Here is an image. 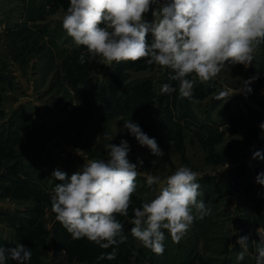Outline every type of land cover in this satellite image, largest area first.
<instances>
[{
  "label": "rangeland",
  "instance_id": "374dc122",
  "mask_svg": "<svg viewBox=\"0 0 264 264\" xmlns=\"http://www.w3.org/2000/svg\"><path fill=\"white\" fill-rule=\"evenodd\" d=\"M69 5L0 0V247L22 243L32 253L27 264H255L256 230L264 226V186L255 182L264 159L252 158L255 151L264 155V43L247 68L226 65L213 81L196 79L191 99L181 98L171 69L145 59L107 66L99 56L90 58L62 27ZM156 7L145 14L147 22ZM246 80H252L251 93L226 103L216 99L220 90H239ZM164 83L176 91L161 94ZM130 119L155 138L162 157L124 129ZM121 140L130 146L129 160L139 157L143 165L128 216L117 214L127 239L114 246L115 260H97L112 247L73 240L56 221L50 194L59 181L51 173L59 168L70 176L87 160L107 159L105 146ZM181 166L199 174L198 199L211 212L195 220L178 244L165 231V250L157 255L131 235L129 221L144 194L155 195L145 177L163 179ZM244 235L249 250L237 261L236 241ZM6 264L17 262L9 257Z\"/></svg>",
  "mask_w": 264,
  "mask_h": 264
},
{
  "label": "clouds",
  "instance_id": "9594fccd",
  "mask_svg": "<svg viewBox=\"0 0 264 264\" xmlns=\"http://www.w3.org/2000/svg\"><path fill=\"white\" fill-rule=\"evenodd\" d=\"M152 5L157 7L152 9L149 23L144 17ZM62 27L77 47L86 48L90 58L101 57L103 65L145 59L148 65L171 69L180 97L191 99L196 79L213 81L226 65L247 68L253 63L255 52L264 43V0H70ZM85 55L80 54V64L87 62ZM252 80L243 81L239 90H220L216 99L226 103L237 93H251ZM174 91L168 83L160 87L161 94ZM259 127L264 133V122ZM124 129L152 155H164L155 138L144 133L137 122L124 121ZM105 147L107 159L87 160L70 176L59 168L53 170L51 176L59 183L50 194L51 211L73 240L87 238L101 249L112 247L97 260H115L118 245L127 239L117 214L128 216L143 160H129L126 140ZM252 158L264 159V155L255 151ZM198 175L181 166L163 179L145 177L155 195L149 199L145 193L129 221L131 235L143 247L161 255L165 231L178 244L195 220L210 214L211 208L198 199L202 195ZM255 182L264 186V172L256 175ZM237 232L234 228L233 235ZM256 232L254 260L264 264V226ZM236 243L241 248L236 259L242 261L249 250V237L239 236ZM31 256V250L19 242L12 248L0 247V264H6L9 257L17 264H27Z\"/></svg>",
  "mask_w": 264,
  "mask_h": 264
}]
</instances>
